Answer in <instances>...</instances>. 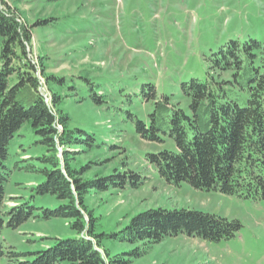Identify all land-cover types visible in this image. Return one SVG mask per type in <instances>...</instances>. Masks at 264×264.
Returning <instances> with one entry per match:
<instances>
[{
  "label": "trees",
  "instance_id": "trees-1",
  "mask_svg": "<svg viewBox=\"0 0 264 264\" xmlns=\"http://www.w3.org/2000/svg\"><path fill=\"white\" fill-rule=\"evenodd\" d=\"M48 21L30 24L17 8L0 0V234L4 227L16 229L35 218L38 209L45 219L70 220L76 234L55 238L49 247L31 252L0 238V264H128L131 260L125 254L140 257L166 237L211 242L233 237L242 227L238 220L190 208L152 209L136 215L120 231H98L96 218L85 205L86 195L91 190L138 189L150 177L126 161L122 168L91 179L83 178L90 165L73 166L83 151L103 143L95 132L72 127L70 114L61 108L62 93L77 85L48 74L43 57L34 54V27ZM202 61L203 72L183 74L175 89H160L147 79L133 93L119 89L126 108L116 107L128 114L141 139L159 144L158 151L144 154V161L167 183L187 182L198 190L263 199L264 41L229 38L204 53ZM79 77L87 82L92 102L104 106L106 95L98 92L97 84ZM25 125L45 149L33 158L41 167L30 166L45 178L31 189V199L52 196L59 203L55 208L29 200L7 205L13 173L10 146ZM105 239L135 248L112 255L101 249Z\"/></svg>",
  "mask_w": 264,
  "mask_h": 264
},
{
  "label": "rangeland",
  "instance_id": "rangeland-1",
  "mask_svg": "<svg viewBox=\"0 0 264 264\" xmlns=\"http://www.w3.org/2000/svg\"><path fill=\"white\" fill-rule=\"evenodd\" d=\"M25 21L34 24L33 50L42 56L46 72L63 76L76 90L62 93L63 111L71 126L95 132L101 147L83 151L73 166L90 165L84 179L122 168V162L150 177L138 189L91 190L85 205L96 218L98 231L117 232L132 219L152 209L190 208L238 220L235 235L219 241L166 237L140 257L125 254L128 264H264V198H242L217 190H198L187 182L172 185L144 161L159 144L141 139L118 96L124 88L133 93L143 80L160 89L173 86L183 74L203 72L202 56L229 38L264 41V0H6ZM85 76L106 95L99 107L92 102ZM74 79V82L70 81ZM75 95H74V94ZM147 109V108H145ZM144 113L143 109H135ZM25 125L11 142L8 164L13 169L7 205L29 200L55 208L52 196L31 199V189L45 178L30 168L41 167L35 157L44 147ZM16 229L4 227L0 238L20 251L45 249L55 238L76 234L65 218H43V210ZM135 245L105 239L101 249L112 255L129 252Z\"/></svg>",
  "mask_w": 264,
  "mask_h": 264
}]
</instances>
